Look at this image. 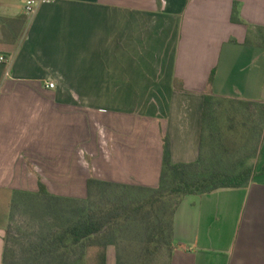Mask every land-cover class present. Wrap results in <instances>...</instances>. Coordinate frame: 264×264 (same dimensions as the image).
I'll use <instances>...</instances> for the list:
<instances>
[{"label":"crops","instance_id":"obj_1","mask_svg":"<svg viewBox=\"0 0 264 264\" xmlns=\"http://www.w3.org/2000/svg\"><path fill=\"white\" fill-rule=\"evenodd\" d=\"M26 2L0 0V264L18 192L157 187L165 137L174 163L199 159L206 94L264 117V0H47L30 16ZM255 169L246 187L184 197L169 264H264Z\"/></svg>","mask_w":264,"mask_h":264},{"label":"trees","instance_id":"obj_2","mask_svg":"<svg viewBox=\"0 0 264 264\" xmlns=\"http://www.w3.org/2000/svg\"><path fill=\"white\" fill-rule=\"evenodd\" d=\"M232 20L242 22L236 6ZM257 30L264 47V28ZM6 66V62L0 61V86ZM225 103L212 94L205 96L204 134L197 161L174 163L170 140L164 138V162L157 187L92 177L88 180L87 198H74L80 203L75 207L69 204L74 199L53 195L42 182L37 192H18L12 208L18 195H35L42 199L44 214L50 216L49 219L57 214L60 222L47 223L37 241L30 245L28 254L19 260H9L6 244L3 264H107L110 246L116 249V264H155L165 248L170 255L174 216L185 196L203 195L220 188L246 187L257 174L254 165L243 159L237 165H226L222 158L215 159L213 153L210 156L204 153L206 139L214 140L225 116L232 122L230 130L236 133L239 117L252 108L247 102L230 101L228 107ZM230 112H234L231 117ZM237 142L236 138L233 144L236 146ZM243 145L245 147V142Z\"/></svg>","mask_w":264,"mask_h":264},{"label":"rangeland","instance_id":"obj_3","mask_svg":"<svg viewBox=\"0 0 264 264\" xmlns=\"http://www.w3.org/2000/svg\"><path fill=\"white\" fill-rule=\"evenodd\" d=\"M2 55L0 53V56ZM225 106L228 107V103H225ZM260 112L261 109L254 107L251 110L246 109L245 112L243 111L244 116L239 117L240 121L236 123V126H239L236 132L237 134L229 128L232 123L228 121L230 118L227 116L223 118L222 116L221 130L223 133L220 134L221 130H218L216 134L214 133L216 135L214 140L206 139L204 153L207 156L213 153L215 159L222 158L223 164L226 165H231L232 163L237 165V162L243 159L247 164L254 165V167L256 165L257 168L261 169L262 167L259 161L261 160L262 162L263 157L259 158L258 163L256 162L259 150L262 149L264 153V117H260ZM233 114L234 112H230L229 116L231 117ZM243 122L246 125H242ZM236 138L238 142L235 146L233 141ZM244 142L245 147L243 145ZM77 169L79 170L78 165ZM67 198L74 199L72 197ZM75 199L70 200L69 204L71 207L80 204ZM42 209L41 198L35 197V195L31 197L27 195L22 197L20 195L17 196L16 204L12 208L13 217H11V221L6 229V244L10 261L19 260L28 254L30 245L37 241L38 237L46 229L47 223L60 222L56 218L57 214L49 219L50 216L48 217L44 214ZM69 213L71 212L69 211ZM114 248L112 246V249ZM168 258L169 251L165 248L162 250L155 264H168Z\"/></svg>","mask_w":264,"mask_h":264},{"label":"built area","instance_id":"obj_4","mask_svg":"<svg viewBox=\"0 0 264 264\" xmlns=\"http://www.w3.org/2000/svg\"><path fill=\"white\" fill-rule=\"evenodd\" d=\"M46 1L47 0H27V2H26V13H27V15H29V16L32 15L35 12L37 6L43 2H46ZM5 60L6 59L3 55L0 56L1 62H6ZM55 86H56V83L54 81H50L47 84L48 88H55Z\"/></svg>","mask_w":264,"mask_h":264}]
</instances>
